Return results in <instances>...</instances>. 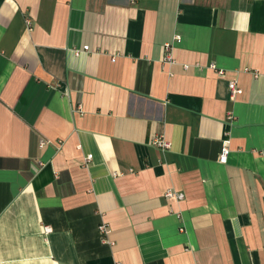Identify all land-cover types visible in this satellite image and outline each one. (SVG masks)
Here are the masks:
<instances>
[{
  "label": "crops",
  "instance_id": "obj_1",
  "mask_svg": "<svg viewBox=\"0 0 264 264\" xmlns=\"http://www.w3.org/2000/svg\"><path fill=\"white\" fill-rule=\"evenodd\" d=\"M0 264H264V0H0Z\"/></svg>",
  "mask_w": 264,
  "mask_h": 264
},
{
  "label": "built area",
  "instance_id": "obj_2",
  "mask_svg": "<svg viewBox=\"0 0 264 264\" xmlns=\"http://www.w3.org/2000/svg\"><path fill=\"white\" fill-rule=\"evenodd\" d=\"M169 47H170V44H168V43L164 44V47H163L164 51H168ZM87 49H88L87 46L83 47V50L86 51ZM166 58L170 59L169 55H166ZM218 74L222 75V72L219 71ZM228 87L230 89V93L232 94V96H234L235 94L239 93V89L237 88L236 83L234 81H230L228 83ZM46 143H47V141H44V140L40 141V145H45ZM60 144L61 143L58 142L56 145L60 146ZM151 144L154 145V146H158L161 149L168 148V144L165 141H163L162 139H160L159 137H153L152 140H151ZM228 153H229L228 142L224 141L223 144H222V148H221V152H220L218 161L220 163H225ZM90 159H91V155H87L86 162H88ZM164 196L166 198L182 199V194L181 193H176V192H174L172 190H167L165 192ZM49 231H50L49 227H44V232L45 233H48ZM99 231H100V234L102 236H105L107 234V232H108V229L106 227H104L103 225H101L99 227Z\"/></svg>",
  "mask_w": 264,
  "mask_h": 264
}]
</instances>
